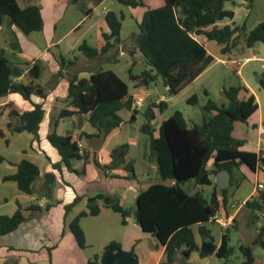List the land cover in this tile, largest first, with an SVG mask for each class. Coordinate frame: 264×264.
<instances>
[{
    "label": "trees",
    "instance_id": "trees-1",
    "mask_svg": "<svg viewBox=\"0 0 264 264\" xmlns=\"http://www.w3.org/2000/svg\"><path fill=\"white\" fill-rule=\"evenodd\" d=\"M163 1L165 3L163 7L152 9L144 0H117L119 4L126 7L146 8L143 19L138 23L139 32L134 36V42L150 70L140 74H134L132 69L129 70V77L137 86H148L151 82L161 79L169 95L177 96L195 82L215 61L196 37L202 36L209 42H217L222 46L223 55L238 48L241 45V39L248 48L264 43L262 30L264 24L251 31H248L246 25L219 26L220 23L226 20L232 21L235 17L233 10L226 9V3L231 0ZM245 1L250 7L256 0ZM123 20V14L108 12L106 21L110 31L103 35L106 45L98 50L83 44L80 46V51L84 56L95 59L121 44ZM8 23L26 35L42 31L44 26L39 7L21 8L17 0H0V26ZM68 62L64 57L60 58L61 70L57 74L58 77L64 76L63 70ZM27 65L30 66L29 63ZM13 67L14 64L7 57L0 56V99L13 93L23 96L27 93L32 94L34 81L42 75V67L39 63L31 65L27 75L32 81L27 85L16 81L13 76ZM69 81L67 98L69 107L61 111L48 136L49 141L62 156V163L53 165L58 170H61L62 164L72 169L73 159L89 157L87 152L80 155L77 138L61 136L57 133L61 118L75 114L88 116L92 127L99 132L97 135L87 133L82 135L86 140H91L94 137L111 134L124 122L119 112L122 109L132 110V100L123 101L129 96V86L112 70H100L93 73L84 86L78 84L77 77L70 78ZM259 85L264 90V75L259 78ZM242 91H247L242 84L225 89L224 94L228 100L225 105H219L210 99L205 106L210 117L202 124H190L183 112L176 111L162 123L158 137L154 136L149 123L143 125L141 129L150 137V154L152 159L159 162L158 173L161 181L152 184L146 191L139 194L133 214L142 230L151 233L164 246L165 261L161 264H176L183 247L188 246L199 250L195 242L194 226H199V234L202 238L214 242L211 231L204 224L209 223L210 218L220 209L217 191L215 190L211 198L207 200L200 193L187 192L183 185L190 180H195L198 185L210 186L213 184L212 176L217 177L221 171H229L233 179L235 170H240L242 166L255 172L260 163L264 164V159L256 154L241 150L244 142L233 136L235 124L246 123L258 110L255 96L252 94L246 99H241ZM206 95L209 96L208 93ZM188 103L197 104V96L189 98ZM152 106L161 113L167 109L166 102ZM133 113L131 122L139 114L136 110H133ZM34 114L37 116L34 134L37 135L39 124L44 117L42 107L37 105ZM154 118L151 107L147 120ZM16 130L23 131L21 127ZM128 153L129 146L124 144L112 150V164L102 166L97 159L95 164L104 171L123 166L129 173L128 178L135 179L134 165L126 163ZM211 161H213V167L209 169L208 164ZM39 176V167L31 161L24 160L18 165V172L5 179L16 182L22 192L33 195L36 193L34 184ZM220 193L223 195L224 202L227 203L228 189L220 190ZM97 198L103 200L108 208L121 214L123 222L131 213L123 208L116 198L105 195H99ZM80 200L81 198L78 197L73 204L66 206V211L73 208ZM244 207L251 211L254 223L264 220V189L258 190ZM36 208L32 207V210ZM99 213L100 207L91 205L88 213H81L71 222L70 228L80 247H86V237L80 220L88 215L97 216ZM25 221L21 208L12 217H1L0 237L12 233ZM235 228H227L222 235L221 246L214 248L213 254L218 258L231 260L235 255L237 248L230 246L231 232ZM257 228L260 229L259 235L264 237V225ZM260 243L261 240L257 239L252 246ZM252 246L244 244L239 246L238 249L244 259L237 264H256L257 259ZM110 249L119 250L121 245L112 242L107 246L106 251ZM99 258V255L96 256L97 261Z\"/></svg>",
    "mask_w": 264,
    "mask_h": 264
},
{
    "label": "crops",
    "instance_id": "crops-1",
    "mask_svg": "<svg viewBox=\"0 0 264 264\" xmlns=\"http://www.w3.org/2000/svg\"><path fill=\"white\" fill-rule=\"evenodd\" d=\"M78 1L79 0H28L29 4L25 7H22L18 2L21 8L37 6L41 9L44 26L43 30L39 32L43 33L46 48H42L39 44V39L31 38L34 32L26 35L15 26H12L11 23L6 24L7 26L5 25L8 30L12 31L17 36L16 40H13L14 42L11 43V49L12 53L20 58V62L15 63L13 68H16L22 75L20 77H15L16 81L23 82L27 85L30 84L32 80L28 79L25 82L24 79L31 65L35 63H39L40 66L42 63L45 65L44 71L50 73L49 76L51 80L37 87L34 86L30 97H25L19 93H13L0 99V138L5 142V145L0 147V218L3 216L12 217L20 208L26 218V221L18 229L0 237V264H101V258L106 252L107 246L112 242L119 243L121 245V250L131 254L133 252V255H135V246L131 241L127 243V246H123L122 241L115 238L112 234L115 233V227L117 226H125L126 228L132 226L134 229L141 230L144 234L153 237L157 241L156 247L161 250L156 264H161L165 261L164 246H162L158 239L151 233L142 230L133 214V209L136 207L139 194L146 191L152 184L159 183L160 181L142 183L139 181L137 174L135 179H129V173L123 166L104 171L99 169L95 164L96 159L99 160L102 166H109L112 164L111 152L117 147H108V142L110 136L120 129L123 123L109 135H101L92 138L104 141L100 151L94 152L90 145L92 139L86 140L82 137L84 133L90 135L99 134L98 130L90 124L88 116L75 114L61 118L57 133L61 136H72L77 138L80 155H82L81 151H83V153L87 152L89 157L87 159H73L71 161L72 169H69L65 164L61 165V170L55 169L53 166L54 164L62 163V156L58 149L49 141L48 136L52 131L53 123L58 119L61 111L69 107V101L67 100L70 87L69 79L77 77L78 84L84 86L90 80L93 73L105 70L102 68L105 61L117 63L120 56H125L127 54L134 58L133 66L130 68L133 70V67L138 64H136L137 57L139 53H141L134 42V36L139 32L138 29V32L133 34V41L123 42L121 38V44L113 47L107 53L95 59L84 56L80 51L81 45L87 44L98 50H101L106 45L103 35L110 31L106 21L108 12L112 11L117 15L123 14L124 20L126 19V15L124 12L117 13V11L112 9V7L115 6L113 1L108 6V0H102L93 8L92 6L87 8V17L89 21L87 19L86 22L82 23L83 20H81V22H79L80 24H76L72 29L74 32H83L82 37L72 39L69 42L67 37L70 36L71 33L60 35L58 31L68 10L74 7ZM238 1H241V4L246 7V13L249 14L250 8L245 0H231L230 2L236 5ZM144 2L152 9L161 8L165 4L163 0H144ZM131 9L140 10L139 15L135 17L138 27V23L143 19L146 8L138 7ZM234 13L235 17L232 21L226 20L220 23L219 26L222 27L228 24L247 26L246 21L243 24H236L235 19L237 18V12L234 11ZM94 18L95 21L93 20ZM2 33L3 31L0 26V41ZM89 39H91V41H94V39L96 40L95 46L89 44ZM196 39L207 49V43L209 41L205 37H196ZM128 43L131 45L127 46L126 44ZM259 44L260 43L250 48L253 53L246 58V62L251 60H261L264 62V59L259 55L261 50ZM64 45H68L67 47H69L65 49L68 50L67 53L64 52ZM207 51L211 54L208 49ZM61 57H64L69 62L66 64L65 70H63L64 76L58 77L57 74L61 70ZM72 57H75L74 61ZM142 61L145 60L143 59ZM27 63H29L30 66L28 65V69L26 70L21 65H27ZM146 70H150V67L148 66ZM240 73L241 71L238 70V74ZM41 77L38 80H40ZM157 81L151 82L148 86H137L134 83V92L129 88V96L123 100L124 102L129 99L132 100V110H129L131 113V121V117L134 114V98L144 97L146 99L145 102L148 99L147 106H143L142 111L134 117L135 120H133V122H137L138 116L142 114L146 120L143 125L149 123L155 137L159 136L162 123L176 112L175 111L172 115L165 118L158 109L152 106L161 101L166 102L167 109L169 108V101L164 95L161 97L158 96L156 92L152 93L148 90L150 86H156ZM194 83L195 82L185 88L179 95L186 92ZM242 85L247 91L241 92V99H246L252 94L254 95L255 92L249 85L246 83H242ZM165 89L168 92L167 88ZM37 105L42 107L44 117L39 124L38 134L36 135L34 131L28 132L23 129L22 116L26 113L34 114ZM151 107L155 118L153 120H147ZM258 111L259 105L258 110L255 112L256 115H254V113L246 123H236L233 136L244 142L241 150L254 153L260 158L264 157V134L261 132L262 129L264 130V117ZM189 123L193 124L194 122L190 121ZM19 127H21L23 131H17L16 129ZM129 154L130 147L129 153L126 156V163H131V161L127 159ZM147 157V160L153 163V168L158 169V167L154 165L156 159H152L151 154H149V156L146 155V158ZM24 160L31 161L39 167V177L41 178H44L50 173L55 174L57 180L50 197L44 193L42 188L33 195L26 194L19 189L16 182L5 179L8 176L15 175L18 172V165ZM212 167L213 161L208 164L209 169ZM134 169L136 173L135 166ZM244 171L242 167L240 173L243 174L244 180L252 186V190L250 195L238 208H233V205L236 206L237 204L230 199L229 195L227 196V203H225L223 195L217 192L220 201V209L218 212L234 218L233 225L228 229L232 227L238 229V218L244 209L248 210L247 212L254 224L251 211L245 208L244 205L254 196L257 187L260 184H264V171H261L258 167L255 172L252 171L254 173L253 178L252 176H247ZM233 180L234 179L231 180V184ZM99 195L116 198L123 208L131 211L124 219V222L123 218L119 219L118 217L121 214L114 212L105 205L103 200L97 198ZM78 197H80L81 200L69 211H66V206L73 204ZM91 205L99 206L100 213L97 216H85L80 220L81 228L86 237V247L82 248L72 232L70 224L81 213H88ZM32 207L37 208L32 210ZM47 207H49V209H47ZM233 210L235 211L233 212ZM112 212L116 215H113ZM208 224H216L220 227V243L216 244L213 231L208 227ZM262 225H264V220H262L261 226ZM204 226L211 231L214 239V246L219 248L222 243V235L227 229L222 228L220 224L214 222L206 223ZM195 227L199 234V226H194L193 228ZM194 231L196 241V230ZM257 239L258 238L255 240ZM203 240L205 239L203 238ZM253 242L251 244H253ZM262 242H264V237L261 240V244ZM190 251L184 252L181 249L180 254L187 255ZM98 255L100 258L97 261L96 256ZM256 264H264V262L261 261L259 263V261L256 260Z\"/></svg>",
    "mask_w": 264,
    "mask_h": 264
},
{
    "label": "rangeland",
    "instance_id": "rangeland-1",
    "mask_svg": "<svg viewBox=\"0 0 264 264\" xmlns=\"http://www.w3.org/2000/svg\"><path fill=\"white\" fill-rule=\"evenodd\" d=\"M101 1L102 0H79L76 5H74V7L68 10L64 21L60 25L58 34L66 35L71 33V35L67 37L69 42L72 39L82 37L83 32H74L72 29L76 24L81 22V20H83L82 23L87 21L88 7L92 6L93 8ZM112 1L115 3V6H113L112 9L117 11V13L124 12L126 15L121 33L123 42L133 41V34L138 32L135 17L139 15L140 10H133L131 8L122 6L117 2V0H108L107 5L109 6ZM18 2L22 7H25L29 4L28 0H18ZM245 8L246 7L241 4V1H238L236 5L232 4L231 2L226 3V9L237 12V18L235 19L236 24H243L246 21L248 31L254 30L259 25L264 24V0H256L254 4L249 7V14L246 13ZM93 20L95 21V18ZM6 26H1L3 33L0 41V56L3 55L7 57L13 64L19 63L20 58L14 55L11 49V43L16 40L17 36L12 31L8 30ZM31 38L39 39V44L42 46V48H46L43 33L34 32ZM88 41L89 44L95 46V39L94 41H91V39ZM240 44L241 45L238 48L232 49L230 53L223 55L221 53V45L213 41L208 42L207 49L215 58L214 63L195 81V83L186 92L181 95L170 96L166 91L161 79L157 81L156 86H150V89H148L150 92H156V94L161 97L164 95L169 101V108L162 113L163 117L166 118L172 115L175 111H181L184 113L188 121L190 120L191 122L202 124L210 117V114L205 109L207 102L211 99L219 105L227 104L228 100L226 99L224 90L230 89L231 87L242 83H246L254 90V96L256 97L257 103L259 105L258 112H260L264 117V90H262L259 85V78L264 75V62L261 60H251L246 62V58H248L253 52L245 45L243 39H241ZM126 45L129 46L131 44L128 43ZM67 46L68 45H64L63 49L65 50L66 48H69ZM259 47L261 48L259 55L262 57V59H264V44L260 43ZM64 52L67 53L68 50H65ZM75 57H72L73 61ZM143 59L145 60L144 56L139 53L136 61V64H138L133 67L134 73L140 74L142 71L148 68L146 62L142 61ZM133 62L134 58L127 54L125 56H120L117 63L105 61L102 65V68L105 70L110 69L116 72L127 83L130 90L134 92V82L129 78V69L132 68ZM21 66L26 70L28 69V65L24 64ZM41 67L43 71L42 77L40 80L34 81L35 87L51 80L49 76L50 73L44 71L45 65H43V63L41 64ZM238 70L241 71L240 74H238ZM28 79L31 80V78L26 75L24 81L26 82ZM206 93H208L209 96H207ZM194 95L197 96L198 103H188V99ZM147 104L148 99L143 104V106L145 107ZM120 115L124 122L120 129L115 131L110 136L108 147L114 148L127 144L130 147V154L127 159L134 164L139 181L142 183L161 181L158 169L153 168V163L147 160L148 157L146 158V155L149 156L151 153L150 137L140 131L143 123L146 122L145 118L142 114H140L138 116L137 122H131V113L127 109L122 110ZM254 115H256V113ZM3 145H5V142L0 138V147H3ZM154 165L158 167L156 163H154ZM242 167L245 170L244 172L247 176H252V178L254 177V173L249 168L246 166ZM233 179L232 185L228 188V195L230 199L237 204L236 208H238L250 195L252 186H250L247 181L244 180V176L242 173H240V170H235ZM212 180L213 184L210 186L198 185L195 180H190L185 185H183V188L192 194L200 193L207 200H209L215 190L220 192V189L217 188L218 186L216 187V177L212 176ZM234 211L235 210H233V212ZM247 211L248 210L244 209V211L240 214L238 218L239 227L238 229H233L231 232L230 246L237 248L236 253L231 260L220 259L216 255H210L206 258H201L199 250H195L194 248H189L186 246L182 248V251H192H190L188 255L179 254L176 264H237L242 262L244 256L238 249L239 246L243 244L252 246L251 243L256 238L260 240L263 239V237L258 233L260 229L257 228L261 227L260 224L262 223V220H259L260 222L258 221V223L256 221V223L253 224ZM113 215L116 214L113 213ZM118 217L119 219H122L121 215ZM208 227L213 231L216 244L220 243V227L216 224H208ZM115 230V233L112 234L115 236V238L122 241L123 246H127L129 241L134 244L135 255L140 259L139 264L157 263L161 250L156 247L157 241L153 237L148 234H144L141 230L134 229L132 226L130 228H126L125 226H117L115 227ZM194 230H196L195 242H197L196 244L199 248H201L204 240L198 234L196 227ZM252 248L254 256L259 261V263L261 261L264 262V247L262 244L260 243L258 245H253Z\"/></svg>",
    "mask_w": 264,
    "mask_h": 264
},
{
    "label": "water",
    "instance_id": "water-1",
    "mask_svg": "<svg viewBox=\"0 0 264 264\" xmlns=\"http://www.w3.org/2000/svg\"><path fill=\"white\" fill-rule=\"evenodd\" d=\"M262 30L264 31V25ZM22 75L16 68H13V76L20 77ZM81 85V84H80ZM82 86V85H81ZM25 97H30V93H27ZM37 121V116L33 113H26L22 116V127L28 132H33L35 129ZM103 140L92 139L90 141V145L94 152L100 151L101 145L103 144ZM155 163L159 167V162L156 160ZM231 173L229 171H221L216 177V183L220 190L228 189L231 184ZM56 176L53 173L47 174L44 178L39 177L35 184L34 190L40 191L42 188L44 193L47 196H51L53 192V187L56 184ZM262 246L264 247V242H262ZM214 243L212 241L204 240L202 247L200 248V257L206 258L213 254L214 252ZM188 255V253H187ZM101 264H139V259L136 255H133L129 252H125L121 249L119 250H107L102 258Z\"/></svg>",
    "mask_w": 264,
    "mask_h": 264
},
{
    "label": "built area",
    "instance_id": "built-area-1",
    "mask_svg": "<svg viewBox=\"0 0 264 264\" xmlns=\"http://www.w3.org/2000/svg\"><path fill=\"white\" fill-rule=\"evenodd\" d=\"M264 68V66H263ZM145 98L144 97H135L134 101H133V109L140 112L143 109V104L145 103ZM161 103V101L158 102V104ZM262 134H264V130H261ZM81 154L83 155V151H81ZM261 159H264V157H260ZM259 168L261 171H264V164H259ZM264 189V184H260L257 189H256V193L254 194V196L257 194L258 190H263ZM252 196V198L254 197ZM251 198V199H252ZM233 208H236L235 205H233ZM210 222H214V223H218L221 225L222 228L227 229L230 226L233 225L234 222V218L232 216H226L223 215L219 212H217L215 215H213L210 218ZM261 225V224H260Z\"/></svg>",
    "mask_w": 264,
    "mask_h": 264
}]
</instances>
